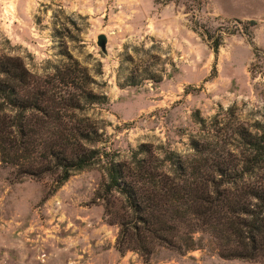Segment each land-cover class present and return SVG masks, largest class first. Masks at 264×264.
Here are the masks:
<instances>
[{"label":"rangeland","instance_id":"obj_1","mask_svg":"<svg viewBox=\"0 0 264 264\" xmlns=\"http://www.w3.org/2000/svg\"><path fill=\"white\" fill-rule=\"evenodd\" d=\"M190 2L0 0V52L33 75L65 56L84 67L93 92L106 98L87 115L98 122V148L113 160H126L141 144L159 156L164 148L187 156L197 135L193 113L208 121L230 108L247 128L264 114V1L256 16L242 14L239 0H207L199 12L185 11ZM203 32L219 39L215 55ZM100 34L105 55L95 46ZM103 180L93 165L46 197L50 177L17 181L0 166V264H264L221 260L201 234L193 250L159 248L147 263L118 254L117 229L93 200Z\"/></svg>","mask_w":264,"mask_h":264},{"label":"trees","instance_id":"obj_2","mask_svg":"<svg viewBox=\"0 0 264 264\" xmlns=\"http://www.w3.org/2000/svg\"><path fill=\"white\" fill-rule=\"evenodd\" d=\"M206 4L191 0L183 6L199 12ZM204 36L215 55L219 39ZM93 83L70 56L33 75L19 58L0 52V166L17 181L50 177L47 197L72 173L100 165L104 180L93 200L104 223L117 229L118 254L131 252L147 263L159 248L193 250V236L201 234L221 260L264 262V114L250 129L230 108L208 121L195 112L197 135L188 140L187 156L168 148L159 156L141 144L126 160H113L98 148V122L87 115L106 104Z\"/></svg>","mask_w":264,"mask_h":264},{"label":"crops","instance_id":"obj_3","mask_svg":"<svg viewBox=\"0 0 264 264\" xmlns=\"http://www.w3.org/2000/svg\"><path fill=\"white\" fill-rule=\"evenodd\" d=\"M221 3H224L225 5H228L229 3H232L235 0H221ZM242 4L243 10H245V13H242L246 16H256L259 15L257 11L261 9L263 5L264 0H239ZM214 6H216L214 4Z\"/></svg>","mask_w":264,"mask_h":264},{"label":"water","instance_id":"obj_4","mask_svg":"<svg viewBox=\"0 0 264 264\" xmlns=\"http://www.w3.org/2000/svg\"><path fill=\"white\" fill-rule=\"evenodd\" d=\"M105 45H106V38H105V36L102 35V34L96 36V38H95V46L98 48L99 52L102 55H105L106 54Z\"/></svg>","mask_w":264,"mask_h":264}]
</instances>
